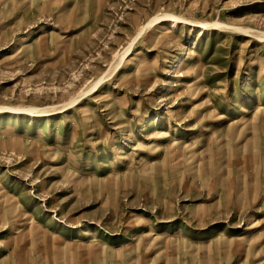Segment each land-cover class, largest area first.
Returning <instances> with one entry per match:
<instances>
[{
	"label": "rangeland",
	"instance_id": "rangeland-1",
	"mask_svg": "<svg viewBox=\"0 0 264 264\" xmlns=\"http://www.w3.org/2000/svg\"><path fill=\"white\" fill-rule=\"evenodd\" d=\"M258 31L264 0H0V107L36 111L0 109V264H264Z\"/></svg>",
	"mask_w": 264,
	"mask_h": 264
},
{
	"label": "bare ground",
	"instance_id": "bare-ground-1",
	"mask_svg": "<svg viewBox=\"0 0 264 264\" xmlns=\"http://www.w3.org/2000/svg\"><path fill=\"white\" fill-rule=\"evenodd\" d=\"M170 16V15H169ZM172 18H175V17H172ZM156 19H153L151 22H153V21H155ZM211 24V23H210ZM221 23H218V22H214L212 25H214V26H219ZM221 25H223V24H221ZM202 26L203 27H206L207 26V24L206 23H203L202 24ZM228 27V26H227ZM228 29H230L231 31H235V32H242V33H244V34H249V33H251V32H253V31H251L250 29H248V28H246V27H239V26H229V28ZM256 32V31H255ZM168 33V31H165V34H167ZM258 35H255V36H257L258 37V39L260 40H263L264 39V32H261V31H258V33H257ZM257 39V40H258ZM264 41V40H263ZM132 43H130L129 44V47H131L130 45H131ZM129 48H127L124 52H123V54H122V56L126 53V51L128 50ZM129 52V51H128ZM118 58V57H117ZM122 62H120V64H121ZM111 67H112V65H111ZM101 79L102 78H100V79H98L93 85H92V87L90 86L89 88L90 89H88L89 91H92V90H94L98 85H99V82L101 81ZM103 80V79H102ZM87 91V90H86ZM85 91V92H86ZM88 92V91H87ZM77 99L76 98H74V99H72L69 103H67V105H73L74 104V102L76 101ZM0 109H2V110H7V111H5V112H8V111H15V112H27V113H35L36 111H35V108H12V107H8V106H5V107H0Z\"/></svg>",
	"mask_w": 264,
	"mask_h": 264
}]
</instances>
